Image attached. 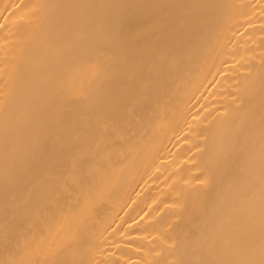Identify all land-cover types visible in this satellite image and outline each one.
Returning a JSON list of instances; mask_svg holds the SVG:
<instances>
[{"label":"bare ground","instance_id":"1","mask_svg":"<svg viewBox=\"0 0 264 264\" xmlns=\"http://www.w3.org/2000/svg\"><path fill=\"white\" fill-rule=\"evenodd\" d=\"M0 264H264V0H0Z\"/></svg>","mask_w":264,"mask_h":264}]
</instances>
